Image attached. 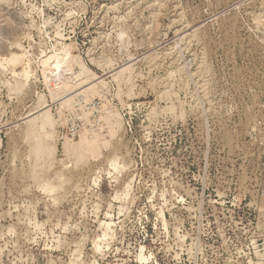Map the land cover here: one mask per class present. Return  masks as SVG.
<instances>
[{"label": "rangeland", "instance_id": "1", "mask_svg": "<svg viewBox=\"0 0 264 264\" xmlns=\"http://www.w3.org/2000/svg\"><path fill=\"white\" fill-rule=\"evenodd\" d=\"M263 103L264 0H0V264H264Z\"/></svg>", "mask_w": 264, "mask_h": 264}, {"label": "bare ground", "instance_id": "2", "mask_svg": "<svg viewBox=\"0 0 264 264\" xmlns=\"http://www.w3.org/2000/svg\"><path fill=\"white\" fill-rule=\"evenodd\" d=\"M59 56V55H58ZM52 57H54V56H51L50 58H52ZM49 59V58H48ZM59 59H60V57H59ZM59 59H57V58H55L54 59V63H52L51 62V59L50 60H45L44 61V74H45V76H47V74L49 75V74H51V76L52 75H54V74H57V77H60V79H61V75L64 73V71L66 70L67 71V69L66 68H63V65H64V62H61ZM53 60V59H52ZM49 63H51L52 65L54 64L55 65V68H54V70L52 71L49 67L51 66V64H49ZM68 63V62H67ZM52 68V67H51ZM68 68V67H67ZM53 69V68H52ZM25 74H26V76L28 77V79H29V71H28V69L27 70H25ZM70 74H71V72H70ZM65 75H66V73H65ZM49 77V76H48ZM56 77V76H55ZM63 77H65V76H63ZM68 77V76H67ZM67 77H66V80H67ZM32 78V77H31ZM50 79V78H49ZM63 79H65V78H63ZM66 80H64V81H66ZM57 81H59V80H57ZM54 82V81H53ZM56 82V81H55ZM60 82V81H59ZM56 84H58V82L56 83ZM61 85V84H60ZM65 86V85H64ZM63 86V87H64Z\"/></svg>", "mask_w": 264, "mask_h": 264}, {"label": "built area", "instance_id": "3", "mask_svg": "<svg viewBox=\"0 0 264 264\" xmlns=\"http://www.w3.org/2000/svg\"><path fill=\"white\" fill-rule=\"evenodd\" d=\"M261 118L259 120V125H260V130H259V134H260V138L261 141L263 142V147H264V103L261 106Z\"/></svg>", "mask_w": 264, "mask_h": 264}]
</instances>
